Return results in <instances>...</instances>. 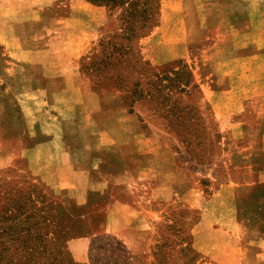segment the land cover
<instances>
[{
    "label": "rangeland",
    "instance_id": "1",
    "mask_svg": "<svg viewBox=\"0 0 264 264\" xmlns=\"http://www.w3.org/2000/svg\"><path fill=\"white\" fill-rule=\"evenodd\" d=\"M230 1L0 0V264H264V0Z\"/></svg>",
    "mask_w": 264,
    "mask_h": 264
},
{
    "label": "crops",
    "instance_id": "2",
    "mask_svg": "<svg viewBox=\"0 0 264 264\" xmlns=\"http://www.w3.org/2000/svg\"><path fill=\"white\" fill-rule=\"evenodd\" d=\"M230 4H231V1L230 0H208V5L211 6V7H214L216 9H223L225 8L226 10L229 9L230 7ZM217 12V11H216ZM229 12L231 13V10H229ZM226 19H223L222 21L218 20L217 23H225ZM232 23V22H231ZM232 27V26H231ZM45 52H48V50H44V53ZM225 61V60H224ZM223 61V66H225L226 62ZM216 63V65L219 64V67H214V65L211 63V65L214 67V70L216 72H220L223 70V72H225V67L222 69L220 68V63H221V60L219 61H214ZM248 98L247 96H242V99L238 102V103H243L244 100ZM150 152V151H149ZM143 153H146V152H143ZM144 164V163H143ZM144 167V169H148V167H145V166H142Z\"/></svg>",
    "mask_w": 264,
    "mask_h": 264
},
{
    "label": "trees",
    "instance_id": "3",
    "mask_svg": "<svg viewBox=\"0 0 264 264\" xmlns=\"http://www.w3.org/2000/svg\"><path fill=\"white\" fill-rule=\"evenodd\" d=\"M130 9H132L133 10V6H130ZM129 11V10H128ZM129 14L131 15L132 13L131 12H129ZM52 264H78V263H76V262H71V261H67V262H65V261H60L59 263L58 262H53Z\"/></svg>",
    "mask_w": 264,
    "mask_h": 264
}]
</instances>
